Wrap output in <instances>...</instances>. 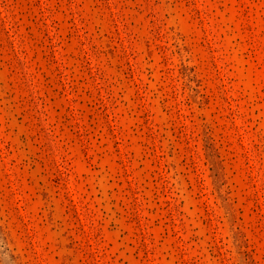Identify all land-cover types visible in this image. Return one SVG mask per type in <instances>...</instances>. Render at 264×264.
Here are the masks:
<instances>
[{
    "label": "rangeland",
    "instance_id": "374dc122",
    "mask_svg": "<svg viewBox=\"0 0 264 264\" xmlns=\"http://www.w3.org/2000/svg\"><path fill=\"white\" fill-rule=\"evenodd\" d=\"M0 264H264V0H0Z\"/></svg>",
    "mask_w": 264,
    "mask_h": 264
}]
</instances>
